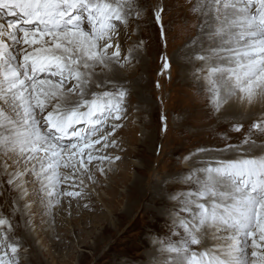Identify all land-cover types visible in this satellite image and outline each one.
Segmentation results:
<instances>
[{"label": "snow or ice", "instance_id": "1", "mask_svg": "<svg viewBox=\"0 0 264 264\" xmlns=\"http://www.w3.org/2000/svg\"><path fill=\"white\" fill-rule=\"evenodd\" d=\"M188 2L205 18L210 43L194 54L193 75L214 110L236 103L261 111L239 144L193 154L209 159L182 178L194 185L181 194L186 216L173 221L183 234L173 231L180 238L162 247L169 255L158 264H264V0ZM146 11L141 0H0V192L15 193L11 216L20 215L17 224L0 213V264H21L27 249L17 229L32 227L35 203L51 214L68 198L70 213L72 201L90 198L85 176L98 183L93 167L104 176L121 160L108 150L128 119L123 72L143 44L125 54L121 38L132 25L138 33Z\"/></svg>", "mask_w": 264, "mask_h": 264}, {"label": "rangeland", "instance_id": "2", "mask_svg": "<svg viewBox=\"0 0 264 264\" xmlns=\"http://www.w3.org/2000/svg\"><path fill=\"white\" fill-rule=\"evenodd\" d=\"M141 2L147 7V11L144 13V17L138 21L140 24L138 33L131 34L135 28V25H132L128 35L126 37L122 35L121 38L125 54L133 43L138 44L143 41L136 53L138 59L143 61L142 66L133 61L134 67L124 70L128 78L125 81L126 87L132 86L139 79L141 86L128 87L131 93L128 100V119L124 122V127L117 133L118 148L108 150L112 155H119L121 160L117 161L104 176L99 175L93 167L92 174L99 184L96 183L93 186L85 176V182L89 184L91 192L90 198L80 201L79 205L76 201H72L70 213L68 198H64V202L54 208L51 214H47L39 203L32 207L30 233L34 238L36 248L25 244L24 248L27 251L22 250L20 253L21 264L148 263L143 257V252L147 248L142 243L143 231L146 229V227L142 228L146 219L145 214L137 211L135 217L121 221L112 213L115 209L117 210L115 213H121L120 210L126 205V200L120 201L121 196L125 193V187H121L120 184L117 186L115 204H111L112 199L110 201L109 190L116 182L121 183L120 179L124 177L122 174L118 175L119 171H123V174L131 178L136 176V171L146 178L153 174L157 176L155 179L163 175H169L171 179L175 178L176 188L169 193L171 199L173 193L177 195L190 190L181 188V185L178 184V182H184L182 178L187 175L183 165L186 157L190 158L188 162L193 159L198 161L201 155H205L200 153L194 156L193 154L198 153L199 149L225 148L228 144H239L247 134L248 126L246 124L240 132H235L230 125L218 127L215 117L217 112L211 103V94L205 85L203 88L197 89L196 85L191 84V81H186L183 78V70L177 65L175 57L179 56L191 42L196 41V34L201 29L200 19L191 11L192 5L188 0H141ZM192 3L194 4V0ZM157 8H163L165 11L161 14L163 35L161 34V24H157L155 21L154 12ZM162 57H166L170 63L168 70L163 68ZM199 67L200 62L198 66H193L194 71ZM158 84L159 87H157ZM141 95L143 99L139 98ZM142 132L144 134L153 133L156 144L154 152H152L153 148L151 151L147 149L148 144ZM132 152L134 155L131 156ZM133 164H137L142 169H129ZM105 167L107 168V165ZM191 168H193L192 165ZM60 171L63 173L68 170L62 168ZM129 183L130 181L127 184ZM109 184L111 185L107 188ZM65 186V184H61L62 188ZM28 187L31 191L32 185ZM10 193L3 192L5 194L3 199L0 197L4 205V198L7 194L10 195L7 197L11 202L10 197L13 195ZM84 203L89 205L87 209L83 207ZM35 210L37 211L35 212ZM4 214L9 215L8 217L15 220V223L20 224V215L11 217L9 212ZM184 214L178 212L172 215L176 219L177 215L186 216ZM108 217L113 219L108 220ZM130 219L132 225L129 227L127 222ZM112 223H115L114 226L110 225ZM105 226L111 227V236L107 234L106 229L108 228ZM51 228L54 232L50 231ZM17 230V234L21 235L23 227ZM159 231L155 239L157 242L163 239V246H166L169 240L175 242L180 238L179 236L176 239L177 235L172 234L175 231L173 228L172 231H168L166 227L162 226ZM178 232L183 234V230Z\"/></svg>", "mask_w": 264, "mask_h": 264}, {"label": "bare ground", "instance_id": "3", "mask_svg": "<svg viewBox=\"0 0 264 264\" xmlns=\"http://www.w3.org/2000/svg\"><path fill=\"white\" fill-rule=\"evenodd\" d=\"M194 3H195V0H194ZM164 12L165 11H163L161 14H163ZM196 16L199 17V19H200L199 25H201V24H203L205 22V18L204 17H200L197 14H196ZM8 19H14V17H6L5 18V23H6V21ZM196 35H197V39H196L195 43H192L191 42L186 47V49L182 51V53L179 56L175 57V60H177L178 67L183 70V73H184L183 74V78L186 79V81H191V84L196 85V88L197 89H200V88H203L204 87V84L202 82H200L199 80H197L194 77V75H193V73L195 72L194 69H193V66L194 65H197L198 66V63H199L198 61H195L194 60V54L197 53V52H199V50H200L201 47L207 48L210 42L208 41L207 36L201 31V29L198 30V34H196ZM139 56H140V54H139ZM185 56H191V57H193V62L192 63H189L188 61H186L184 59ZM138 60H139V62H138L139 65L142 66V62L143 61H141L140 59H138ZM189 66H190V68H188ZM141 68H143V67H141ZM123 76H124V82L127 81L128 78L126 77V75H125L124 72H123ZM139 80L136 83H134L132 86L131 85H129V86H131V88L137 87V86L138 87L141 86ZM188 87H190V86H188ZM205 88H206V86H205ZM134 90H136V89L134 88ZM138 93L140 94V92H138ZM197 94H199V93H197ZM139 98H142L143 99L142 95ZM144 101H145V99L143 100V102ZM143 104H145V103H143ZM144 106H143V108H144ZM148 110H150V109H148ZM260 111H261V107L259 105H255V106H252V107H247V106H240V105H238L236 103H229L228 105H225L221 109L220 112L215 113V117L217 119V126L219 127L220 125H230L231 127H233L234 124L237 122V120L240 117L243 116V117H246V118L240 120L239 122L242 123L243 125L246 124L249 127V125L251 123H253L254 120L257 118V116L260 113ZM127 115H128V113H127ZM247 131H248V128H247L246 132ZM209 132H211V131H209ZM143 136L145 138V141H147V144H148L147 145L148 146L147 149L151 151L152 148H153V151L152 152H154V150L156 149L155 148V145L156 144H155V139H154L153 133H146ZM254 138H256V137H254ZM258 142H259V140H258ZM130 155L131 156L134 155L133 152ZM199 158L201 160L202 159H209V157L208 156H205V155H201ZM199 158H198V160H200ZM136 165L137 164L131 165V168H129V169H131V170H133V169H142V168L138 167V165L137 166ZM183 165H184V169L187 171L185 173H187V174L189 172H191L193 170V168L199 167V164L197 163V161H195V159L190 160L188 162V164L183 163ZM191 165H192L193 168H191ZM184 169H183V171H184ZM123 173L124 172L120 170L119 171V174H118V175H121L122 174V176H124V177H122L123 179H120L121 180V183L116 182V184L113 185V187H111L110 190L107 189V188H109L111 184H109V186L106 188L107 190L110 191V194H111V197H110V201L112 199L111 204H115L116 198H117V195H116L117 186L120 184L121 187L122 186L125 187V193L121 196L120 201L126 200V205H125V207L123 209L120 210L121 213H115L117 211L116 209L114 211H112V213L117 216V219H121V221L127 220L130 217L131 218L132 217H135L134 215H137L138 212L145 214V216H146V219L145 220L146 221L144 220V224H143L142 228L143 227H146V229L143 231L142 243H143L144 247L147 248V250L143 252L144 253L143 254V257L148 261V263L145 262L146 264H157L159 261H162L169 254L168 253H165V252H162L163 245H162L161 242H163V239L160 240L159 242H157V240L155 239V236L159 234V232H160L159 231V228H162V226L163 227H166V229H168V231H172V228L175 229V231H177V232L180 231V230H182V229L174 228L173 227V221L175 219L173 218L174 216L172 214H176V213L180 212L179 210H180V208L182 206L181 205V201H182L181 199L182 198L184 199V196L181 195V194L182 193H185V191L184 192H181V193H179L177 195L174 194V193L173 194L171 193L174 197H177V198L176 199H173L172 198L173 196L171 195V199H170L169 198V193L174 188H176L175 178H172L171 179V177L169 175L168 176L163 175L162 177L155 179V177H157V176L154 175V174L153 175H150V177L146 178V177H142V174L138 173L137 171H136V176L134 178H131L130 176L125 175ZM143 175H144V173H143ZM177 178H178V176H177ZM129 181H130V183L127 184ZM97 184H99V182ZM178 184L181 185V188H185V189H192V188H194V185L192 183L178 182ZM176 193H178V192H176ZM10 194H12L13 196L15 195V193H10ZM4 195L5 194H3V192H0L1 199H3V196ZM6 196H8V194ZM6 196H5V198H6ZM10 199H11V197H10ZM0 205H1L0 213H3V214L5 212H9V214L12 213V205H11V202H10L9 199H8V203L5 204V205L0 200ZM34 205H36V203ZM36 211L37 210H35V212ZM170 212L172 213L171 215H170ZM16 216H19V213H17ZM110 218L113 219L112 217H110ZM110 218L108 217V220ZM127 223H128V226L130 227V225H132L131 224L132 223L131 222V219ZM159 223H160V225H159ZM114 224L115 223H112L110 225H113L114 226ZM106 228H108V229H106L107 234L109 236H111V232H110L111 231V227L108 226ZM30 230H31V228L30 229H27V230L23 228V230L21 231V235H23V237H24V246H25V244H27L28 246H31V248L33 247L35 249L36 247H35V244H34V238L31 235ZM50 231L54 232V230H52V228L50 229ZM139 235H140V231H139ZM178 237H179V235H177L176 239ZM163 244H164V242H163ZM212 244H213V242L212 241H209V246H211Z\"/></svg>", "mask_w": 264, "mask_h": 264}]
</instances>
